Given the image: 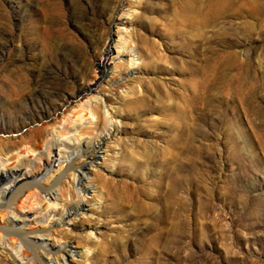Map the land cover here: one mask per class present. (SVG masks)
Wrapping results in <instances>:
<instances>
[{
    "label": "rangeland",
    "instance_id": "rangeland-1",
    "mask_svg": "<svg viewBox=\"0 0 264 264\" xmlns=\"http://www.w3.org/2000/svg\"><path fill=\"white\" fill-rule=\"evenodd\" d=\"M118 29L129 51L116 58ZM38 75L68 97L104 76L107 109L88 114L91 94L48 119L41 109L62 96H37ZM0 103V132L31 114L24 135L38 144L19 149L26 159L44 150L39 131L60 139L84 118L71 136L91 141L74 154L96 165L87 207L47 239L73 250V264H264V0H0ZM71 181L52 187L57 213L80 198ZM11 260L0 250V264Z\"/></svg>",
    "mask_w": 264,
    "mask_h": 264
},
{
    "label": "bare ground",
    "instance_id": "bare-ground-1",
    "mask_svg": "<svg viewBox=\"0 0 264 264\" xmlns=\"http://www.w3.org/2000/svg\"><path fill=\"white\" fill-rule=\"evenodd\" d=\"M126 35L127 34L124 32V30L118 29V40L115 43L116 52H113V50L110 49L108 51V55H116V58H119L123 53L129 51L128 38ZM132 52L136 54L134 50ZM114 58L115 57H113L112 59ZM134 60L136 59L133 58V60L131 61V64L133 66L136 64ZM103 78L104 76H101L100 79H96L94 81V84L92 86L88 85L87 87L83 88L81 94L68 97L60 91L56 90L55 87L52 88V86H49V84H51L49 81V77L45 75H38L34 80L35 92L37 96L43 98L62 96L61 101L54 102L50 106H47L45 108L43 107L44 110L41 109L43 112L41 111L40 114L45 113L48 119H53L56 121L59 120L58 118L60 116L63 119H66L65 116H67L66 113L68 112L70 103L72 101H75L76 99H84L85 96L92 94L91 97H87L86 99L85 104L87 107L85 109L88 110V114L97 117L98 119L99 112L94 109L93 105H97L99 101L102 107L107 109V105H105L107 104L106 100L103 97H100L99 93L97 92L98 84ZM46 87L50 90H45ZM1 104L2 103H0V105ZM81 108L80 111L82 110ZM30 115V113H26V116H23L22 122L20 123L21 125L19 126V130L18 128L12 130L8 126L6 129H2L0 132V134L9 135L8 137H6V139L0 138V155L7 156V160L17 161V164L15 166H9V168H6V166L4 165V161L2 162L0 158V222H3L2 225L0 224V250L2 254H5V257H7L8 259H12L11 261L15 264H73L75 261V252L73 250L69 249L67 245H57V243H59V240L58 242H49L47 239L49 236H52V227H54L55 225H64V222L66 221L65 219H68V222H71L72 219L70 217L78 216L79 211H81L82 214L85 213L84 209L87 207L85 193L88 190L92 189V187H90L91 183L88 182L91 171L90 167L92 168V166L96 165L94 164V162H92L89 165L82 164L76 166V163L74 162V154H80V151H82L81 148L83 146L88 148L91 141L85 142L83 141V139H81L82 137L79 138L76 135V138L73 139V137L71 136V131L77 130V125L81 124L84 120L83 116L81 115L77 122L74 120L72 121V123H70L72 124L69 125L71 126V128H69V126L67 129L63 128V138H52V134L47 131V128L45 130L47 132L39 131L40 134L38 133V140L40 139L43 142L44 150L40 152L38 151L39 154L37 153L38 155H36L37 157L35 156V159H26V156L23 155H27V153L29 152H37L36 148L38 144H36L31 139L27 140L26 136L24 135L25 132L23 129L29 124L28 122H26V120L29 119ZM107 115L108 116L106 117V119L108 122V128H110L114 125V115L109 113V110H107ZM1 122L2 121H0V124ZM63 123L65 124V122ZM90 123L92 122L90 121ZM57 127L59 128V126ZM108 131L110 133L107 136L103 135L104 138L101 140V142H104L105 138L110 136L111 131ZM59 133L61 134V132ZM17 136H19L20 138V145L18 146V142L14 140V137ZM98 146L102 147L100 142L98 143ZM22 148H24L23 152L20 151ZM19 151L22 152L23 155H21ZM64 163H68L66 168L64 167ZM54 168L57 169L54 170ZM58 173H60V176H56L55 178V174L58 175ZM68 174L72 178V181L70 183H72L74 187L77 188L76 190L78 191L80 198L74 205V208L72 207L68 210L57 213V209L55 207L59 205L60 198L57 193L58 191H54L52 187L61 178ZM18 198H20L21 204H19L20 206L15 209L13 207V203ZM42 202L47 203L46 208L44 209H42L41 207ZM23 208H27V213H23ZM44 210H47V212L45 213L46 215H43ZM55 215H59V218L57 221H54L52 226H50V228L48 227V229L28 232L24 228L35 223H48L49 221H51V219H53ZM29 234H33L32 236L34 238L31 239L28 236ZM40 250L46 253L48 252L47 255L50 252H53L56 257L54 256V259L48 258L45 260L44 257H42L43 255L41 256V254L39 253ZM85 257L87 258V255Z\"/></svg>",
    "mask_w": 264,
    "mask_h": 264
}]
</instances>
